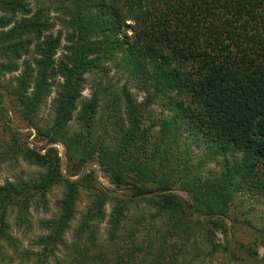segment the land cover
<instances>
[{"label":"trees","instance_id":"16d2710c","mask_svg":"<svg viewBox=\"0 0 264 264\" xmlns=\"http://www.w3.org/2000/svg\"><path fill=\"white\" fill-rule=\"evenodd\" d=\"M45 8L32 11L27 0H0V72L19 70L18 60L32 53V62L25 59L21 73L5 86L35 129L34 138L46 145L63 143L72 177L97 158L117 187L132 191L131 197H112L110 240L125 242L120 230L129 228V211L143 201L156 209L155 217L173 222L166 234L198 230L211 247L210 255L229 252L231 260L242 262L220 244L218 233L228 231L225 218L238 193L264 200V0H72L64 21L67 31L57 34ZM64 39L65 53L58 59ZM108 62L123 66L147 95L137 102L127 92L124 115L108 116L110 127L105 123L108 129L100 133L101 98L97 92L84 97L83 90L87 73ZM53 86L58 89L53 117L43 123L40 108ZM162 100L170 105L171 118L149 119L150 107ZM147 120H152L149 125ZM74 123L78 127L71 131ZM15 135L10 152L43 172L0 184V264H9L5 244L21 258L33 255L37 264H45L64 245L79 196L89 190L92 200L80 217L74 245L85 259L91 247L81 243L86 237L97 244L110 197L96 185L92 172L84 178L66 177L55 146L19 144ZM190 137L205 145L196 157ZM217 160H222V169L206 174V166ZM63 183L60 211L41 223L48 234L35 244L42 249H21L10 234L11 213H16L18 226L31 227L32 204L38 200L47 205V193ZM178 184L192 201L175 193ZM257 230L264 244V223ZM258 246L247 252L259 258ZM197 247L199 256L202 247Z\"/></svg>","mask_w":264,"mask_h":264},{"label":"rangeland","instance_id":"374dc122","mask_svg":"<svg viewBox=\"0 0 264 264\" xmlns=\"http://www.w3.org/2000/svg\"><path fill=\"white\" fill-rule=\"evenodd\" d=\"M32 11L38 10L39 7H46L47 17L54 23L52 32L57 34L58 31H67L65 19H68L72 11V0H27ZM69 4V8L65 9V5ZM64 5V6H63ZM131 21H128V24ZM128 32L132 33V26L128 28ZM58 49L56 58H62L65 49L64 44ZM32 53L25 54L18 64L19 70L13 72H0V184L7 182H18L19 180H27L43 172V168L33 165L25 161L21 156H15L10 152L9 145L12 142V134L15 133L19 144H28L30 147H50L55 146L61 156V167L64 175L70 179L84 178L87 174L93 173L92 176L96 179V185L103 189L110 198L107 199L104 205V220L98 226V239L95 245H92L86 237L81 245L91 247L90 254L85 259L81 257L79 248H75V230L80 221V217L85 212L87 205L92 200L90 191L82 190L77 202V213L75 219L71 222V228L65 235L64 245H59L55 250L54 255L49 257L45 264H264L260 259L264 255V244L261 243V235L257 230L264 223V200L258 201L254 196L249 194L238 193L233 202L230 215L225 218L228 231L224 234L218 233L221 245H227L231 251H234L242 262H237L230 259L229 252H221L220 254L210 255L208 252L211 249L206 243H203L205 238L202 232L197 230V233H185L183 230H178L179 233L174 235L166 234L167 228H172V221H169L167 216L155 217L156 209L147 205L143 201H137L136 208L129 211L127 225L129 228L121 229L122 237H127L125 242L122 238L110 240V215L114 209L115 201L112 197L125 198L131 197L132 191L128 186L121 185L117 187L112 182L110 174L107 173L99 164L97 158L90 159L79 173L78 176H71V168L69 161L65 155V146L62 142L46 145V141L40 137H35L36 131L22 117L20 107L17 101L9 94L6 89V84L13 81L14 77L18 76L22 71V64L25 59L32 62ZM129 72L120 65L114 62H108L102 65V68H96L92 72L87 73V81L83 90L84 97H92L95 92L101 98V106L99 116L103 118L104 124L99 127V132L103 133L111 122L106 121L108 116L114 115L119 117L124 115L126 109L125 94L128 92L138 102L145 99L147 93L136 81L129 77ZM58 89L56 86L51 87V93L42 103L39 117L43 123L50 122L53 117V104L57 95ZM149 119H169L173 115V111L164 101H157L148 110ZM152 120H147L149 125ZM106 125L108 126H105ZM78 127L77 123L71 124V131ZM106 127V128H105ZM160 126H156L155 130L159 131ZM113 134V131L110 132ZM188 138L191 143V151L196 157L203 152L204 144H200L199 139ZM109 139L114 140L112 135ZM11 142V143H10ZM45 150H42L44 152ZM222 160H217L205 168V173H216L222 169ZM170 169V168H168ZM65 185H55L52 190L47 193V205L42 201L36 200V204H32L29 209L28 219L31 227L24 223L21 226L17 225L16 213L12 212L9 217L11 224L10 234L17 240L21 249L30 251H40L41 246L36 245L39 237L47 235L48 230L41 223L53 218L60 211V201L64 196ZM175 193L183 200L192 201L191 195L179 186L174 188ZM139 217L142 224L137 223L134 219ZM137 233H131L134 230ZM177 231V232H178ZM217 241V239H215ZM253 244L252 247L250 245ZM200 255L197 256L198 247ZM244 245V247L242 246ZM259 245V246H258ZM140 246L144 247L140 250ZM259 247V258L248 253V249H256ZM135 250L136 253L132 252ZM4 251L10 257L6 260L9 264H37L38 259L31 255L29 258H21L15 252L14 248L5 244ZM101 254V257L93 258V255ZM130 253V255L128 254ZM133 253V254H132ZM161 254V255H160ZM162 258V262H158V258ZM176 259V260H175ZM174 260V263H172ZM126 261V262H125ZM125 262V263H124Z\"/></svg>","mask_w":264,"mask_h":264}]
</instances>
